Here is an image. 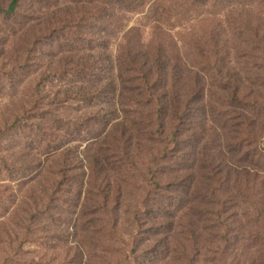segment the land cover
<instances>
[{
    "label": "rangeland",
    "instance_id": "rangeland-1",
    "mask_svg": "<svg viewBox=\"0 0 264 264\" xmlns=\"http://www.w3.org/2000/svg\"><path fill=\"white\" fill-rule=\"evenodd\" d=\"M161 1L168 104L187 107L164 130L147 97L68 92L116 75L102 0L0 13V264H264V0ZM149 8L126 17L144 45Z\"/></svg>",
    "mask_w": 264,
    "mask_h": 264
},
{
    "label": "trees",
    "instance_id": "trees-1",
    "mask_svg": "<svg viewBox=\"0 0 264 264\" xmlns=\"http://www.w3.org/2000/svg\"><path fill=\"white\" fill-rule=\"evenodd\" d=\"M22 0H10L8 10H3L0 6V13L6 16H12L19 12ZM94 2V0H90ZM102 0L105 4L103 9L99 11L101 13L100 21L106 26H109L107 21L111 18H115V29L118 35L121 37L122 48L120 55L117 59V72L112 80H108L106 84H100L97 88H85L84 86H76L74 83L68 92H76L74 95L82 99L91 97L95 98H119L124 100L126 98H135L134 96L139 94L147 97L153 103H155L158 111H156L157 120L153 123L154 127H159L164 130V114L171 107L174 111L175 117L178 114H185L187 107L181 105V95L175 94L171 105L168 104L169 88H168V76L170 73L169 60L166 53V42L164 40V17L169 15V11L172 8L163 7L160 5L161 0ZM198 0H193L192 8L197 5ZM115 4V10L112 9L111 3ZM160 3V4H159ZM151 11V30L152 39L144 45L142 40L139 39V31L134 29H127V15H141L144 14L146 8ZM116 15H115V13ZM153 12V13H152ZM166 21V20H165ZM128 30V31H127ZM98 42L102 47L106 49L109 43L106 34H102L92 43ZM109 62L111 59L105 57ZM102 59V58H101ZM104 59V58H103ZM82 70H77L76 73H81ZM90 92L92 96H84L85 93ZM93 93V94H92ZM119 95V96H118ZM80 99V98H79ZM190 109V108H189ZM155 114V113H154ZM182 115L177 118L176 121L181 123ZM163 116V117H162ZM130 127H133L128 120L120 123L115 128L116 134L119 135L118 142L124 147H129V138L126 137V133L129 132ZM45 137V136H44Z\"/></svg>",
    "mask_w": 264,
    "mask_h": 264
}]
</instances>
